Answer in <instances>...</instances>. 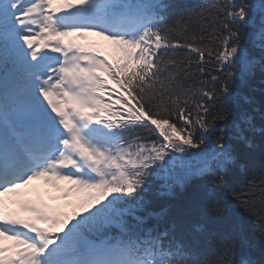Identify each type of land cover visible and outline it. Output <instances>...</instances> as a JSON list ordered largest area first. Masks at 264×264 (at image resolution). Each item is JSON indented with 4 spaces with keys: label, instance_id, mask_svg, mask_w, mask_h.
<instances>
[{
    "label": "snow or ice",
    "instance_id": "1",
    "mask_svg": "<svg viewBox=\"0 0 264 264\" xmlns=\"http://www.w3.org/2000/svg\"><path fill=\"white\" fill-rule=\"evenodd\" d=\"M173 7L0 0V264H264V0ZM38 178L77 209L6 212ZM189 185L194 211L149 198Z\"/></svg>",
    "mask_w": 264,
    "mask_h": 264
},
{
    "label": "trees",
    "instance_id": "2",
    "mask_svg": "<svg viewBox=\"0 0 264 264\" xmlns=\"http://www.w3.org/2000/svg\"><path fill=\"white\" fill-rule=\"evenodd\" d=\"M174 7L172 12L180 11L183 9H198L201 5H204L209 2V0H168ZM91 43H94L96 46L101 48L103 51L108 52L111 54L112 46L108 44L107 41H104L101 37L98 36H89ZM111 82V81H110ZM109 87L115 88L114 84H109ZM252 89H254V97L256 100L257 105L261 102V79L260 74L257 73L256 79L250 85ZM241 151L246 152L248 149L245 146H241ZM254 164L257 168L260 166V157H259V143L257 142L256 145V158ZM243 179V176H241ZM83 193H76L73 192L74 198V205L77 208L78 204L82 199ZM196 190L193 185L187 186L183 191L180 189H176V193L174 196H170L167 198H158L153 195H150L149 198L153 199L155 203L159 205L167 206L170 210V213L175 216L178 215L183 209L187 208L188 206H192L193 211L195 210V201H196ZM67 206V203L63 200L60 202L59 209L64 212V208ZM247 234L249 237V241L251 247L248 249L250 254L252 255L253 259H260L261 256V249L264 247V243L260 240L258 234L255 232L254 228L251 225V221H245ZM209 227H220L217 224H209ZM239 259V256L237 257Z\"/></svg>",
    "mask_w": 264,
    "mask_h": 264
},
{
    "label": "rangeland",
    "instance_id": "3",
    "mask_svg": "<svg viewBox=\"0 0 264 264\" xmlns=\"http://www.w3.org/2000/svg\"><path fill=\"white\" fill-rule=\"evenodd\" d=\"M67 183L66 182H62L61 183V188L57 189L55 187H53V185L51 183H46L44 178H38L34 181H31L30 184L28 186H26L23 189H20L19 192L22 194L20 196H17L14 193H9V194H5L4 197L2 198L4 200V210L6 212H12V213H20L23 214L20 210V201L23 200V194L24 193H28V194H32L34 193V188L38 189V192L40 194H43L47 200H54V201H58V199L60 198H67L68 195H71L72 192L67 193V195H65V192H62L63 189L65 188V186ZM19 209V210H18ZM10 242V241H8ZM4 243H7V241H5Z\"/></svg>",
    "mask_w": 264,
    "mask_h": 264
}]
</instances>
